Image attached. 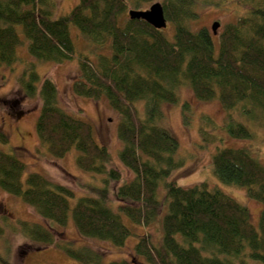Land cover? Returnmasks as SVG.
Returning a JSON list of instances; mask_svg holds the SVG:
<instances>
[{
  "label": "trees",
  "instance_id": "1",
  "mask_svg": "<svg viewBox=\"0 0 264 264\" xmlns=\"http://www.w3.org/2000/svg\"><path fill=\"white\" fill-rule=\"evenodd\" d=\"M156 1L78 0L68 14L53 18L52 0H0V66L18 60L22 45L18 27L33 59L53 64L75 59L79 75L72 90L93 101L106 99L119 114L118 158L132 174L129 181L114 186L121 173L110 167L109 153L96 142L92 126L68 115L60 106L54 81L31 70L19 86L26 97L40 99L36 122L40 144L57 159L76 151V167L103 176L102 186L82 184L86 195L72 206L70 200L76 196L71 189L37 173L24 178L25 164L0 151V189L19 198L41 219L42 224L18 223L26 239L55 246L84 264H100L99 255L57 242L56 228L66 227L71 218L81 237L121 248L132 235L121 215L135 226L154 224L161 212V185L165 211L160 243L141 235L135 257L146 264H264V209L257 230L249 210L218 189L206 183L183 188L168 181L183 160L178 158L176 138L165 127L162 109L178 104V90L188 87L198 101L216 100L222 105L230 118L224 130L231 138L253 137L244 124L232 120L234 111L264 127V0H163L172 39L164 30L128 18L129 10L144 11ZM212 2L234 4L242 12L235 23L224 26L217 44L207 29L190 28L199 17L198 9ZM72 25L98 50L94 60L76 56ZM103 49L108 51L99 53ZM138 103H143V117ZM182 112L187 118L188 104L182 105ZM205 122L217 129L210 119ZM200 135L205 143L215 140L203 127ZM0 143H8L1 132ZM212 174L223 185L244 189L248 199L264 208V166L248 150L218 149L212 157ZM3 233L0 226V236Z\"/></svg>",
  "mask_w": 264,
  "mask_h": 264
},
{
  "label": "rangeland",
  "instance_id": "2",
  "mask_svg": "<svg viewBox=\"0 0 264 264\" xmlns=\"http://www.w3.org/2000/svg\"><path fill=\"white\" fill-rule=\"evenodd\" d=\"M210 1L218 2V0ZM52 2L54 6L52 17L58 18L68 14L78 0H52ZM156 2L162 3L163 0ZM198 14V19L191 23L190 28L193 31L205 28L212 33L211 25L219 22L217 34L213 35L217 44L218 35L224 26L235 23L242 12L234 4L219 6L212 2L209 6L200 7ZM164 31L172 39L171 25L167 24ZM18 32L22 42L17 49L18 60L10 66H0V132L8 138L7 144L0 143V151L14 155L25 164L24 178L29 173H37L46 176L54 184L71 189L76 196L74 200H70L72 206L79 197L86 195L82 184L102 186L103 176L84 173L76 167L75 157L78 155L76 151H71L65 157L57 159L40 144L36 135V122L41 107L40 99L26 97L19 86L20 80H28L33 70L40 78L48 76L54 81L59 91L60 106L68 115L92 126L96 142L104 146L109 153L110 167L121 173V180L114 186L117 187L129 181L132 174L123 167L118 158V152L121 149V143L117 138L119 114L110 108L104 98L93 101L74 94L72 84L79 75L75 59L61 64L39 62L30 56L19 27ZM70 34L76 56L85 54L94 60L95 48L89 45L73 25L70 27ZM107 51L103 49L99 50V53ZM178 96V104L164 105L162 108L166 116L165 127L176 138L178 158L183 160L182 167L174 171L168 181H175L183 188L206 183L210 188L218 189L249 210L251 224L258 230L259 216L264 209L263 206L248 199L244 189L218 182L212 174V157L221 148H244L264 166V127L254 125L234 111L231 114L232 120L244 124L252 132L253 137L250 140L231 138L224 130L230 118H227L226 111L218 101H198L188 87H181L178 90ZM183 104L189 106L187 118L182 112ZM137 108L143 117V103H138ZM205 118L210 119L217 129L212 130L211 126L206 125ZM201 127L214 136L215 140L203 142L200 135ZM158 198L162 203L159 219L149 227L135 226L121 215L123 223L132 232L121 248L113 247L107 242L81 237L71 218L66 227L56 228L57 233L54 232L56 240L61 244L68 243L75 250L87 249L98 254L100 264H111L121 260L146 264L143 259L134 256V246L141 235H145L155 245L160 243V220L165 211V204L163 205L165 192L162 185L158 191ZM23 221L42 224L32 208L25 205L19 198L0 189V226L4 229V233L0 236L2 264H84L70 258L55 246H44L26 239L18 229V223Z\"/></svg>",
  "mask_w": 264,
  "mask_h": 264
},
{
  "label": "water",
  "instance_id": "3",
  "mask_svg": "<svg viewBox=\"0 0 264 264\" xmlns=\"http://www.w3.org/2000/svg\"><path fill=\"white\" fill-rule=\"evenodd\" d=\"M129 20H142L150 25L155 30H164L167 26V22L164 16L163 7L160 2L151 4L146 10H129ZM219 22H214L211 25L212 34L215 36L219 29Z\"/></svg>",
  "mask_w": 264,
  "mask_h": 264
}]
</instances>
